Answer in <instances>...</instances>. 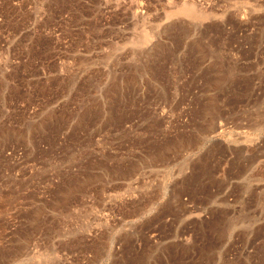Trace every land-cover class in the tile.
<instances>
[{
	"label": "rangeland",
	"instance_id": "374dc122",
	"mask_svg": "<svg viewBox=\"0 0 264 264\" xmlns=\"http://www.w3.org/2000/svg\"><path fill=\"white\" fill-rule=\"evenodd\" d=\"M0 264H264V0H0Z\"/></svg>",
	"mask_w": 264,
	"mask_h": 264
},
{
	"label": "bare ground",
	"instance_id": "6f19581e",
	"mask_svg": "<svg viewBox=\"0 0 264 264\" xmlns=\"http://www.w3.org/2000/svg\"><path fill=\"white\" fill-rule=\"evenodd\" d=\"M184 5H186V4H184ZM194 7V6H193ZM221 126V125H220ZM223 128V127H222Z\"/></svg>",
	"mask_w": 264,
	"mask_h": 264
}]
</instances>
